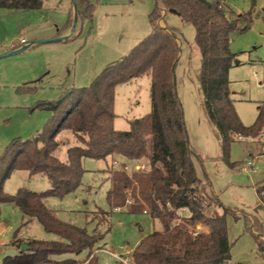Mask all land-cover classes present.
Returning a JSON list of instances; mask_svg holds the SVG:
<instances>
[{
	"label": "trees",
	"instance_id": "16d2710c",
	"mask_svg": "<svg viewBox=\"0 0 264 264\" xmlns=\"http://www.w3.org/2000/svg\"><path fill=\"white\" fill-rule=\"evenodd\" d=\"M46 1L0 0V10H40ZM74 1L78 24L92 22V1ZM154 1L155 8L149 16L152 31L145 39L121 60L106 67L90 86L68 89L58 101L37 102L31 110L52 113L42 131L28 140L14 139L4 149L0 156V213L3 204H15L22 212L24 225L36 219L59 239L27 241L31 250L8 256L3 264H97L94 252L102 235L61 221L45 201L63 199L81 186L85 159L105 160L114 156L134 163L146 160L149 168L131 175L126 166L112 171L107 194L111 211H100L104 218L101 224H109L113 211L126 207L132 214H148L162 226L161 231L150 233L136 246L132 264H238L232 261L228 237L229 210L217 214L216 209L223 205L195 168L196 154L190 146L175 75L180 37L169 26L162 27L160 21L165 22L164 15L172 12L196 29L204 108L219 132L222 157L229 163L231 144L240 136L260 139L264 147V102L258 107L256 122L245 126L237 115L229 80V72L237 62V55L230 49L231 37L237 30L246 31L252 19L250 14L230 17L218 1ZM241 21L246 22L242 28ZM73 24L71 11L58 37ZM143 77L151 80L152 111L133 120L129 131H118L114 128L116 88ZM38 90L35 83L16 89L19 94L30 95ZM61 132L70 133L75 139V145L67 149L66 161L54 154L62 144H70L68 139H57ZM16 171L30 176L42 174L50 188L42 193L21 188L10 195L5 192V183ZM257 193L262 199L264 185ZM199 223L205 229L196 231ZM16 239L15 234L11 246L20 250L22 242ZM83 251L89 252L84 263L55 260L58 255H78Z\"/></svg>",
	"mask_w": 264,
	"mask_h": 264
},
{
	"label": "rangeland",
	"instance_id": "374dc122",
	"mask_svg": "<svg viewBox=\"0 0 264 264\" xmlns=\"http://www.w3.org/2000/svg\"><path fill=\"white\" fill-rule=\"evenodd\" d=\"M91 1L95 5L93 21H87L82 26L79 24L74 36L67 41L37 44L19 55L1 59L0 92L9 93L23 85L28 77H33L35 71L40 74L38 79H42V87L39 88L42 99L58 101L67 88L90 86L106 67L125 57L151 33L149 16L155 8L154 0ZM207 1L220 2L232 18L250 14L252 19L246 31L237 30L231 37L230 49L237 55V62L229 72L237 115L245 126H251L256 122L258 107L264 102V0ZM72 4V0H64L63 3L48 0L40 10H0V53L10 52V45L17 42L21 35L30 42L45 40H34L30 37L32 33L24 32L27 29L32 32L50 31L57 36V27L66 23ZM164 21L180 37L175 75L190 146L196 154L194 164L199 178L209 185L223 205L216 209L217 214L222 215L224 210H229L226 222L232 244V261L238 264H264V205L257 193L264 185L263 143L260 139L236 138L231 144L229 155V163L235 164V167L232 168L223 159L219 132L210 122L204 108L200 87L201 55L196 45V29L172 12L164 15ZM245 25L246 22L241 21L239 27ZM150 89L151 80L147 77L117 86L114 105L116 130L129 131L133 120L150 114ZM51 116V111L31 109L24 120L20 115L18 124L17 121L11 124L16 130L11 142L19 138L28 140L38 135ZM2 132L0 128V134ZM57 139L70 141L69 146L62 144L54 153L61 161H66L67 149L75 145V139L66 132H61ZM249 161L255 162V168L243 170ZM83 166L85 173L82 184L75 192L63 199L49 198L45 203L61 221L102 235L96 247L98 249L94 252L97 264H118L121 258L128 259V264H132L134 249L155 229L162 230L160 222L152 221L146 214L129 213L125 207L113 211L109 224H101L104 218L99 213L111 211L107 194L111 188L112 171L126 166V172L131 175L147 170L148 162L143 160L134 163L114 156L105 160L85 159ZM5 187V192L10 195L16 194L21 188L37 193L50 188L42 174L30 177L25 171L14 172ZM22 219V212L15 204L2 206L0 264L15 254L16 247L10 245L15 234L21 241L59 239L57 235L48 233L36 219L26 225ZM201 226L199 223L197 229ZM258 236L263 243L257 239ZM23 243L27 244L25 241ZM88 255V251H83L78 255H58L55 260L74 259L84 263Z\"/></svg>",
	"mask_w": 264,
	"mask_h": 264
},
{
	"label": "crops",
	"instance_id": "0c3cea01",
	"mask_svg": "<svg viewBox=\"0 0 264 264\" xmlns=\"http://www.w3.org/2000/svg\"><path fill=\"white\" fill-rule=\"evenodd\" d=\"M48 1V0H47ZM46 1V2H47ZM60 3H63L64 0H59ZM45 2V3H46ZM44 3V5H45ZM73 3V0H72ZM43 5V6H44ZM43 8V7H42ZM27 11V10H26ZM72 14L74 16V20H75V5L74 3L72 4ZM66 24V23H65ZM65 24H63L62 26H58V35L56 36V34H52L50 33V31L46 32V31H33L31 29H27L24 32L26 33H32V35H30L31 38H33L34 40H38V39H45V40H51L52 38H56L59 36V31L64 28ZM160 25L162 27L166 26V23L162 21V23H160ZM79 26V24H78ZM77 26V28H78ZM72 28L66 29L62 32V34L60 35V37L62 36H67L70 34ZM77 30V29H76ZM75 34V33H74ZM24 35H21L18 39L17 42H13L10 46L12 47V45L14 44H19V40L20 38H24ZM74 36V35H73ZM72 36V37H73ZM30 42V41H28ZM179 43H181L179 41ZM34 46V45H32ZM31 46V47H32ZM30 48V47H29ZM1 54V53H0ZM99 70V69H98ZM29 73H32V71L29 70ZM39 73L37 72H33V77L30 76L28 77V79H26V83L25 84H29V83H35V85H37L39 88L42 87L41 86V81L42 79H38L39 77ZM20 85V86H23ZM19 87V86H18ZM17 89V87H15ZM16 89L11 90V92L9 93H3L0 92V128L3 129V132L0 134V156L2 155L4 149L8 146V144L11 142V140L15 137L14 132L16 133L15 128H13V126L11 125L13 122L17 121L18 117L21 115L23 117L22 120H24V117L27 116V111L30 110V108H32L37 102L39 101H43L42 97L39 95V90L33 94H19ZM70 88H67L66 90H68ZM63 90V89H62ZM65 90V91H66ZM64 92V91H63ZM64 94V93H63ZM62 94V95H63ZM46 100V99H45ZM32 116V114H30ZM30 115L28 116V119L30 118ZM16 124H18V121L16 122ZM15 124V125H16ZM5 129V130H4ZM19 172V171H18ZM27 173V172H26ZM29 175V174H28ZM30 176V175H29ZM31 177V176H30ZM7 182V181H6ZM6 185V183H5ZM6 188V187H5ZM4 188V189H5ZM5 205V204H3ZM2 205V206H3ZM262 205H264V203H262ZM1 206V208H2ZM145 214V213H144ZM148 215V214H146ZM149 216V215H148ZM23 217V215H22ZM150 217V216H149ZM151 218V217H150ZM23 220V219H22ZM153 221V220H152ZM153 224V223H152ZM154 225V224H153ZM156 225V224H155ZM158 229H155V231ZM154 232V231H153ZM261 239V238H260ZM14 240V239H13ZM12 240V241H13ZM16 240H20L18 237ZM33 239H24V240H20L22 243L25 241H30ZM11 241V242H12ZM263 242V240H261ZM21 243V244H22ZM11 245V243H10ZM16 247V246H14ZM20 252V250L16 247V251L15 254L12 256L17 255ZM88 264V263H87Z\"/></svg>",
	"mask_w": 264,
	"mask_h": 264
},
{
	"label": "water",
	"instance_id": "95a60500",
	"mask_svg": "<svg viewBox=\"0 0 264 264\" xmlns=\"http://www.w3.org/2000/svg\"><path fill=\"white\" fill-rule=\"evenodd\" d=\"M73 3L75 5L76 12H75L74 24H73V27H72V29L70 31V34L67 35V36H62V37L56 38V39L35 41V42H32V45L46 44V43H50V42L67 41L70 37H72L74 35V33H75L76 29H77L78 23H79V16H78V11H77V6H76V3H75L74 0H73ZM28 48L29 47H22L20 49L13 50V51H10V52L5 53V54H1L0 55V60L4 59V58H7V57H12V56L19 55V54L23 53L25 50H27ZM237 64H239V62ZM29 250H31V247L29 245H27L26 243H23L21 245L20 252H25V251H29Z\"/></svg>",
	"mask_w": 264,
	"mask_h": 264
},
{
	"label": "built area",
	"instance_id": "2783aa9c",
	"mask_svg": "<svg viewBox=\"0 0 264 264\" xmlns=\"http://www.w3.org/2000/svg\"><path fill=\"white\" fill-rule=\"evenodd\" d=\"M32 46V42H28V41H26L24 38H20V40H19V44H13L12 45V47H11V50L13 51V50H17V49H20V48H22V47H31ZM240 140H242L243 139V137H238ZM255 162H251V161H249V162H247V167H243L242 169L243 170H246V169H248V168H255V164H254ZM127 169V168H126ZM263 200H264V195H263V198H262ZM130 203V202H129ZM118 210V209H117ZM200 230H203L201 227H199L198 229H197V227H196V231H200ZM115 256V255H114ZM121 260V262H123L124 264H128V259H123V258H121L120 259ZM132 263V262H131Z\"/></svg>",
	"mask_w": 264,
	"mask_h": 264
}]
</instances>
